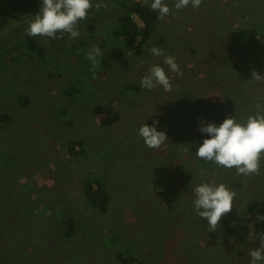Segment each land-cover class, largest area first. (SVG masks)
I'll return each mask as SVG.
<instances>
[{
    "label": "rangeland",
    "instance_id": "rangeland-1",
    "mask_svg": "<svg viewBox=\"0 0 264 264\" xmlns=\"http://www.w3.org/2000/svg\"><path fill=\"white\" fill-rule=\"evenodd\" d=\"M128 1L93 0L88 19L80 21L78 38L68 33L55 40L36 36L47 53L42 63L26 51H11L28 36V22L43 0H0L6 18L0 26V115H12L10 123L0 124V232L5 237L0 260L5 264H22L17 258L23 261V254L32 262L27 264H120L116 255L127 247L147 264H250V251L261 246L264 221L257 216L264 215V207L245 205L264 198V158L258 175L246 176L231 189L236 196L227 214H233L235 225L225 228L220 220L210 231L194 205L193 189L206 181L195 179L194 172L184 178L174 156L180 150L194 161L190 149L200 137L211 138L200 126L215 123L207 108L229 100L224 89L238 91L236 106L248 116L218 108L219 121L231 116L246 122L257 104L264 105V82L250 81L253 70L264 76V64L238 51L239 34L253 17L250 11L259 8L264 17V0H202L199 7L190 3L182 10L175 8L177 0H163L170 12L139 56L134 54L137 43L125 49L118 25ZM96 3L107 7L97 10ZM252 32L258 46L264 34ZM94 47L101 50L95 64L87 58ZM153 47L176 57L183 76L171 72L164 57L153 55ZM153 65L165 68L171 91L141 86ZM75 80L82 82L75 103L64 101L63 89ZM129 83L140 90L125 87ZM21 94L31 98L29 105L20 104ZM185 104L203 110L189 114ZM62 107L65 118L58 114ZM154 121L168 142L146 151L139 129ZM73 137L87 141L86 158L69 154ZM95 170L109 181L111 208L106 215L93 213L79 189L83 177ZM212 177L216 184L221 180ZM70 217L77 235L67 239L61 225ZM18 232L27 239L11 240ZM253 232L256 238L249 239Z\"/></svg>",
    "mask_w": 264,
    "mask_h": 264
},
{
    "label": "clouds",
    "instance_id": "clouds-1",
    "mask_svg": "<svg viewBox=\"0 0 264 264\" xmlns=\"http://www.w3.org/2000/svg\"><path fill=\"white\" fill-rule=\"evenodd\" d=\"M148 3V0H145ZM199 7L202 0H177L175 8L182 10L189 4ZM107 7L106 4L96 3L95 8ZM93 8V0H43L40 12L34 19L28 22L26 35L36 37H48L53 40L63 39V34H70L75 39L80 36L79 24L81 20L88 19V13ZM150 8L158 11L159 19L169 14V6L163 0H152ZM151 53L164 57V64L171 72L183 76V72L177 63L176 57L166 55L165 50L153 47ZM101 55L98 47L90 49L87 58L95 64L97 56ZM250 81L262 83L264 76L258 71H252ZM160 85L165 92L172 90V83L164 67L153 65L148 73L142 77L141 86L151 90ZM256 112L250 115L246 122H239L236 117L229 116L223 123L217 126L215 123L202 124L199 130L207 133L211 138L204 139L199 146L196 156L207 162H213L218 166L228 169L235 168L238 175H258L261 168L262 154H264V105L257 104ZM154 121L152 126L146 124L139 129V135L149 148L159 149L167 141V135L163 131H157ZM194 205L197 214L207 220L210 231H215L225 214L233 209V201L236 192L230 190L224 184L217 185L215 181L203 183L194 189ZM258 220L264 221V215H258ZM256 233H251L249 239L256 238ZM261 246L250 251V264L264 262V234L259 235Z\"/></svg>",
    "mask_w": 264,
    "mask_h": 264
},
{
    "label": "trees",
    "instance_id": "trees-1",
    "mask_svg": "<svg viewBox=\"0 0 264 264\" xmlns=\"http://www.w3.org/2000/svg\"><path fill=\"white\" fill-rule=\"evenodd\" d=\"M151 2L152 0L148 1V3L146 4L145 1L140 2L136 0H129L127 3L123 4L124 7H126L128 10L120 14L118 17V25L120 27L123 40L125 41L124 47L127 51H129L133 47L134 43H137L136 45H134L136 47L135 52H134L136 56L141 55V53L145 50L146 46L149 44L152 33L156 30V28L161 22V19L158 18L159 16L158 12L153 11L150 8ZM250 12L253 15V17L249 18L250 19L249 25L245 26L239 34V40L241 39L240 43L242 46L238 47V51H239V54H241L243 57L247 59L251 58L255 60L256 62L258 61L257 63L263 65L264 64V50L260 49V46H261L260 44L262 43V45H264V41H261V43L259 41L258 46H256L257 45L256 42L258 38L255 36V34H253L252 31L258 30L260 34L262 35L264 34V17H261L262 12L259 11V8H255L254 10L252 9ZM131 13H137L139 15V17L144 22V27H141L137 24V22L133 19ZM5 23H6V18L0 12V26ZM163 39H164L163 37H160L159 42L163 41ZM76 46L77 45H74V47ZM24 51L31 54V56L35 57L36 60H38L39 62L45 63L47 61L46 49L44 45L40 42V40L37 39L36 37H32V36L25 37L21 41L20 44L14 45L12 47L11 52L24 54ZM0 54L2 56L4 55L3 53H0ZM257 57L260 59V61L256 59ZM17 59L18 58H15V60ZM234 60H235L234 63L232 61L230 64L231 69H234L233 64L235 66L237 63L236 59ZM224 62L229 63V60L228 61L225 60ZM81 84H82L81 80H75V82L72 81L70 85L66 86L63 89V93H62L64 101L71 100L72 102L75 103V100L73 99L74 97L77 96L78 92L81 90L82 88ZM233 86L239 87V85H233ZM125 87H127L128 89L134 88V90L135 89L140 90V86L137 84H133V83H129ZM228 87H231V86H227L225 88H228ZM223 92L224 93L222 94L225 96V99H227L226 97H228L229 100L224 101L222 107H220L219 105L218 106L211 105L210 107L208 106L209 108H207L208 110H210V112L207 115L211 118V120L215 121L216 125L217 124L220 125L221 123H223L222 121H219L217 119V117L219 118V115H220L217 112L218 108L221 109L222 113L231 112L237 115L243 114V116H248L247 114L248 112L246 110L242 109V111L239 112L236 106V102L234 99L236 98L238 91H235L234 87H232L231 90L224 89ZM191 100L193 99L191 98ZM19 101H20V104L25 106V105L30 104L31 98L27 94H21ZM192 102H195V101L193 100ZM193 104L195 105V103ZM185 106H186L185 107L186 113H189V114L191 113L196 114L203 110V106L198 107L196 110H193L194 109L193 105L190 106V105L185 104ZM65 108L62 107L61 110L58 111V114L61 116V118H65L67 114V111H66L67 109ZM207 109H204V113H206L205 110ZM11 119H12V115H10L9 113H3L0 115V124L6 125L11 122ZM70 121L72 122V119H70ZM204 139L206 138L202 136V139H201L200 137V139L196 142L195 147H192L190 149L191 158L194 159V161L190 160L189 162V160L184 157L185 153L182 154L181 152H179L180 150L176 153L174 158L177 161L176 162L177 165L181 166L179 170V174L182 173V176H184V178L194 176L195 179H198L199 177L201 178L204 177L205 180L203 178V181H206V183L213 182L214 179L212 175L215 174L216 178L218 179L219 177L221 178L219 183L224 184L230 190L235 186L238 187L239 181L241 180L246 181V176L237 175L235 168L227 170L228 168L221 167L213 162H207L203 159L198 158L196 156V152L198 151L197 147H199L203 143ZM86 144H88L86 140H80L78 138L76 139L75 137H73L68 144L69 154L71 156H75L76 158L77 157L86 158L88 155L87 151H89L87 149ZM146 147H147L146 151L154 150L153 148H149L147 145ZM151 156L153 155H150V157ZM205 165L207 166L205 167ZM204 167L205 169H203ZM202 169L203 171L201 172ZM187 170H189L190 173H188ZM196 170H198L199 173H196ZM192 172H194V175L192 174ZM190 174H192V176ZM108 182L109 181H108L106 174L103 171H98V170H95L93 172L90 171L80 181L81 187L79 186V189L81 188L80 189L81 194L84 197L86 206L89 208H92L91 210L93 211V213L106 215L111 208L110 207V201H111L110 194L107 190ZM41 195H44V194H41ZM253 204H260L261 207L263 208L264 198L258 201L254 199L250 200L249 202L246 203L245 206L250 207ZM230 224L235 225L233 214L224 215V217L221 219V226L223 225L224 227L225 226L227 227ZM121 227L122 226L120 225L119 228ZM32 232L34 234L36 230H33ZM61 232L63 236L66 237L67 239L76 237L77 230H76V225H75V219L73 217L68 218L67 221L62 223ZM1 237L5 238L2 232H0V240L2 239ZM24 239H27L26 234L22 232L16 233L11 238V240H15L17 242L22 241ZM18 251L21 253L20 250ZM27 256L29 255L23 254L22 256L23 261H21V257H18L17 259L22 264H27L28 262L32 263L30 262V259ZM81 256L86 257L85 255H81ZM116 256L120 264H147L143 259L137 256L134 249H132L131 247H127V248L120 250ZM24 258H27V259H24ZM0 262L4 263L3 260H0Z\"/></svg>",
    "mask_w": 264,
    "mask_h": 264
},
{
    "label": "built area",
    "instance_id": "built-area-1",
    "mask_svg": "<svg viewBox=\"0 0 264 264\" xmlns=\"http://www.w3.org/2000/svg\"><path fill=\"white\" fill-rule=\"evenodd\" d=\"M133 19L137 22V24L141 27H144V22L143 20L139 17L137 13H132Z\"/></svg>",
    "mask_w": 264,
    "mask_h": 264
}]
</instances>
